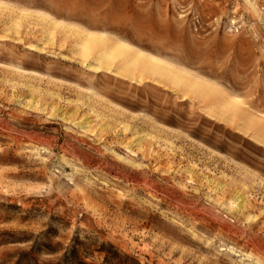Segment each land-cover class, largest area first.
Returning <instances> with one entry per match:
<instances>
[{
  "label": "rangeland",
  "instance_id": "374dc122",
  "mask_svg": "<svg viewBox=\"0 0 264 264\" xmlns=\"http://www.w3.org/2000/svg\"><path fill=\"white\" fill-rule=\"evenodd\" d=\"M0 264H264V0H0Z\"/></svg>",
  "mask_w": 264,
  "mask_h": 264
},
{
  "label": "bare ground",
  "instance_id": "6f19581e",
  "mask_svg": "<svg viewBox=\"0 0 264 264\" xmlns=\"http://www.w3.org/2000/svg\"><path fill=\"white\" fill-rule=\"evenodd\" d=\"M94 34H95V33H94ZM99 34H100V33H99ZM102 36H103V35H102ZM95 38H97V37H95ZM98 38H101V37L99 36ZM102 38H103V37H102ZM104 38H105V37H104ZM91 39H92V38H91ZM93 39H94V38H93ZM94 40H95V39H94ZM98 40H99V39H98ZM98 40H97V41H98ZM116 40H117V39H116ZM95 42H96V41H95ZM121 43H122V42H121ZM115 44L117 45V43H115ZM122 44H123V43H122ZM124 44H125L124 47L128 48V47L126 46V43H124ZM111 45H112V44H111ZM116 45H115V46H116ZM120 45H121V44H120ZM105 46H106V44H105ZM115 46H112V47L116 48L115 52H118V51H119V50H117L118 48H119V49L122 48V47H121V48H120V47L117 48V46H116V47H115ZM128 46H130V45H128ZM112 47H110V48H112ZM131 47H132V46H131ZM126 48H125V49L122 48L123 51L127 50ZM132 48H133V47H132ZM133 49H135V48H133ZM133 49H132V50H133ZM112 51H113V49H112ZM112 51H111V54L113 53L112 55H114L115 52H112ZM130 51H131V50H130ZM130 51H129V52H130ZM120 52H121V53H119V54H122V53H123L121 50H120ZM124 53H126V51H125ZM136 53L139 54V55H141L142 52L140 53L139 51H137ZM105 54H108V53H105ZM127 54H129V53H126L125 55H127ZM130 54L132 55L133 53H130ZM130 54H129V55H130ZM145 54H146V53H145ZM131 55H130V57H131ZM146 55H147V54H146ZM146 55H145V56H146ZM115 56H116V55H115ZM141 56H142V58H143V55H141ZM141 56H140V57H141ZM102 57H103V55H102ZM136 57H137V55H136ZM148 57H149V55H148ZM134 59H135V58H134ZM138 59H139V58H138ZM146 59H147V58H146ZM149 59H150V58H149ZM152 59H154V60H156V61H160V62H165V61H166V60L164 61V59H160L159 57H156V56H152ZM152 59H150V60L152 61ZM135 60H136V59H135ZM141 60H142V59H141ZM126 61H127V60H126ZM136 61H137V60H136ZM147 61H148V60H147ZM147 61L144 63V60H142L141 62H142V64L144 63V65L146 66L147 64L150 63V61H149V63H148ZM139 62H140V61H139ZM141 62L139 63L140 65H142ZM152 63H153V62H152ZM166 63H167V62H165V64H166ZM169 63H170V62H169ZM155 64H156V63H155ZM92 65H93V64H92ZM156 65H157V64H156ZM159 65H160V64H159ZM163 65H164V64H162V66H163ZM169 66H170V65H168V68H169ZM137 67H138V66H137ZM147 67H148V65H147ZM90 68H91V67H90ZM95 68H96L97 71H100V68H99V67H95ZM157 68H158V67H157ZM171 68H172V67H171ZM139 69H140V67H139ZM145 69H146V67H145ZM153 69H154V68H153ZM165 69H166V66H165ZM172 69H173V68H172ZM107 70H108V69H107ZM146 70H147V69H146ZM168 70H170V69H168ZM168 70H167V71H168ZM173 71H174V70H173ZM152 72H153V70H152ZM155 72H156V71H155ZM169 72H170V71H169ZM160 73H161V72H160ZM151 74H152V73H151ZM170 75H171V74H170ZM130 76H131V75H130ZM190 76H191V74H190ZM154 78H155V76H154ZM202 79H203V78H202ZM162 82H163V80H162ZM164 82H165V81H164Z\"/></svg>",
  "mask_w": 264,
  "mask_h": 264
},
{
  "label": "trees",
  "instance_id": "16d2710c",
  "mask_svg": "<svg viewBox=\"0 0 264 264\" xmlns=\"http://www.w3.org/2000/svg\"><path fill=\"white\" fill-rule=\"evenodd\" d=\"M109 256H111V255L108 254V258H109Z\"/></svg>",
  "mask_w": 264,
  "mask_h": 264
}]
</instances>
